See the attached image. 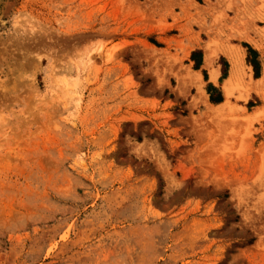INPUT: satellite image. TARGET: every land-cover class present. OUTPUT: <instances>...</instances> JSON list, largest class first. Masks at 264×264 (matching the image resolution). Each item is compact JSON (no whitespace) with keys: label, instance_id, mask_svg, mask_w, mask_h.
Listing matches in <instances>:
<instances>
[{"label":"rangeland","instance_id":"obj_1","mask_svg":"<svg viewBox=\"0 0 264 264\" xmlns=\"http://www.w3.org/2000/svg\"><path fill=\"white\" fill-rule=\"evenodd\" d=\"M0 264H264V0H0Z\"/></svg>","mask_w":264,"mask_h":264},{"label":"bare ground","instance_id":"obj_2","mask_svg":"<svg viewBox=\"0 0 264 264\" xmlns=\"http://www.w3.org/2000/svg\"><path fill=\"white\" fill-rule=\"evenodd\" d=\"M208 50V49H207ZM227 52V51H226ZM214 55H215V53H214V51H211V50H208L207 51V63L208 62H211L212 60H213V57H214ZM228 55V54H227ZM229 58H230V60L232 61V64H233V68H232V72H231V79L228 81V84H231V83H233V82H231V81H233V79H235L234 77H235V75L238 73V71H240L239 70V61L235 58V56L233 55V53L231 54V56H229ZM240 58V57H239ZM241 68H243V67H241ZM243 70V69H242ZM239 75V74H238ZM216 76H217V73L216 72H213L212 74H211V79L212 80H214L215 78H216ZM237 77H239V76H237ZM262 82V81H261ZM231 86V85H230ZM228 87V86H227ZM226 91H227V93H229L228 92V88L226 89ZM232 91V90H231Z\"/></svg>","mask_w":264,"mask_h":264},{"label":"trees","instance_id":"obj_3","mask_svg":"<svg viewBox=\"0 0 264 264\" xmlns=\"http://www.w3.org/2000/svg\"><path fill=\"white\" fill-rule=\"evenodd\" d=\"M249 55L251 56H256V54H255V52L254 51H252V50H249ZM194 57H196V54L194 53V55H193V58ZM248 63L249 64H251L253 67H254V69H255V71H256V74H257V70H258V68H257V66H258V64H257V62L255 61V60H251L250 59V57H248ZM200 65H201V61H198L197 63H196V69H198L199 67H200ZM209 91H215V88L213 87V86H209ZM211 100H212V102H214V103H219V102H221V100H220V98H217V99H214V98H211Z\"/></svg>","mask_w":264,"mask_h":264}]
</instances>
